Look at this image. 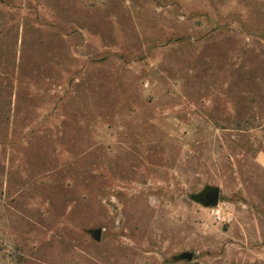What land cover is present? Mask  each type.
Instances as JSON below:
<instances>
[{
    "label": "rangeland",
    "instance_id": "1",
    "mask_svg": "<svg viewBox=\"0 0 264 264\" xmlns=\"http://www.w3.org/2000/svg\"><path fill=\"white\" fill-rule=\"evenodd\" d=\"M0 264H264V0H0Z\"/></svg>",
    "mask_w": 264,
    "mask_h": 264
},
{
    "label": "water",
    "instance_id": "2",
    "mask_svg": "<svg viewBox=\"0 0 264 264\" xmlns=\"http://www.w3.org/2000/svg\"><path fill=\"white\" fill-rule=\"evenodd\" d=\"M220 191L218 188H210L205 190L200 196L198 201L204 206L210 207L218 204ZM92 237L94 240L99 241L101 238V230H93ZM193 255L191 253H183L180 256L181 260H191Z\"/></svg>",
    "mask_w": 264,
    "mask_h": 264
}]
</instances>
